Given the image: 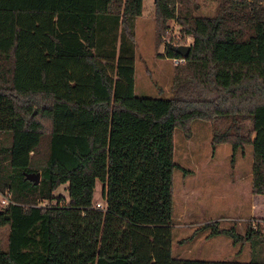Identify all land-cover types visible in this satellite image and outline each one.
<instances>
[{
    "label": "trees",
    "instance_id": "trees-1",
    "mask_svg": "<svg viewBox=\"0 0 264 264\" xmlns=\"http://www.w3.org/2000/svg\"><path fill=\"white\" fill-rule=\"evenodd\" d=\"M215 2L198 15L192 0H153L157 43L171 17L193 37L162 97L134 90L142 0H0V192L12 200L0 264H264L250 221L202 225L247 241V260L172 255L175 128L202 118L212 143L249 144L264 196V0Z\"/></svg>",
    "mask_w": 264,
    "mask_h": 264
},
{
    "label": "rangeland",
    "instance_id": "rangeland-1",
    "mask_svg": "<svg viewBox=\"0 0 264 264\" xmlns=\"http://www.w3.org/2000/svg\"><path fill=\"white\" fill-rule=\"evenodd\" d=\"M194 13H215V0H192ZM153 0H142L136 18V51L134 59V90L140 95L172 96V66L169 56L159 55L164 41L185 42L191 33L184 32L174 18L166 20L162 40L157 43ZM36 107L34 111H36ZM173 236L172 255L202 259L247 260L249 243L234 241L223 232L211 233L209 221L218 227L234 224L242 232L248 221L259 223L264 231V196L251 190V146L245 144L233 153L227 142L212 143L210 121L194 118L191 132L180 128L173 132ZM186 169V170H184ZM67 183L55 192L67 195ZM101 183L96 180L94 199L103 201ZM1 203V202H0ZM7 225L0 226V246L6 247Z\"/></svg>",
    "mask_w": 264,
    "mask_h": 264
},
{
    "label": "built area",
    "instance_id": "built-area-1",
    "mask_svg": "<svg viewBox=\"0 0 264 264\" xmlns=\"http://www.w3.org/2000/svg\"><path fill=\"white\" fill-rule=\"evenodd\" d=\"M192 39H193V37L190 39L189 35H188L187 40L185 42H177V41H173V40H170V41L168 40V41H164V44H168L169 45L170 43H188V44L191 45ZM169 58H171V60L174 63L183 62L185 60V56L182 55V54H179L178 56H170ZM10 201H12V200H10L9 196H7V195L3 194L2 192H0V202L2 204L5 205V204H7ZM38 203L43 205V204L47 203V201L46 200H41ZM96 206L104 207V202L96 201Z\"/></svg>",
    "mask_w": 264,
    "mask_h": 264
},
{
    "label": "water",
    "instance_id": "water-1",
    "mask_svg": "<svg viewBox=\"0 0 264 264\" xmlns=\"http://www.w3.org/2000/svg\"><path fill=\"white\" fill-rule=\"evenodd\" d=\"M170 47L177 53L186 56L190 49V44L188 43H170ZM24 175L26 178L32 180L34 183L38 182L40 178V171H25Z\"/></svg>",
    "mask_w": 264,
    "mask_h": 264
},
{
    "label": "crops",
    "instance_id": "crops-1",
    "mask_svg": "<svg viewBox=\"0 0 264 264\" xmlns=\"http://www.w3.org/2000/svg\"><path fill=\"white\" fill-rule=\"evenodd\" d=\"M250 183H251V180H250Z\"/></svg>",
    "mask_w": 264,
    "mask_h": 264
}]
</instances>
